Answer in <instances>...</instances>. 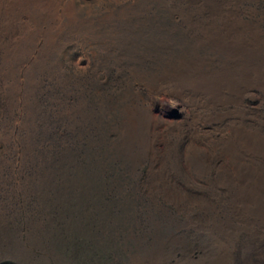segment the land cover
I'll return each mask as SVG.
<instances>
[{"label": "rangeland", "instance_id": "obj_1", "mask_svg": "<svg viewBox=\"0 0 264 264\" xmlns=\"http://www.w3.org/2000/svg\"><path fill=\"white\" fill-rule=\"evenodd\" d=\"M135 2L74 0L81 21L56 39L28 90L9 94L0 68V264L211 263L212 238L187 227L186 210L152 183L148 158L136 161L119 146L121 111L134 100L126 92L139 86L130 67L150 69L152 59L172 55L166 42L181 41L183 16L200 8L189 0ZM131 3L138 15L120 18ZM242 7L264 30V0ZM245 110L250 124L264 122L260 97ZM154 112L180 120L186 109L167 100ZM176 164L183 172V161ZM181 172L172 173L177 182L207 192Z\"/></svg>", "mask_w": 264, "mask_h": 264}, {"label": "bare ground", "instance_id": "obj_2", "mask_svg": "<svg viewBox=\"0 0 264 264\" xmlns=\"http://www.w3.org/2000/svg\"><path fill=\"white\" fill-rule=\"evenodd\" d=\"M189 1L200 13L183 16L181 41L166 42L176 51L157 55L150 69L130 67L139 86L126 92L134 100L121 111L119 146L136 161L148 158L152 183L186 210L187 227L212 238L210 264H264V122L250 124L245 110L248 99L264 101V30L245 0ZM137 7L123 5L119 17L138 15ZM77 12L74 0H0V68L9 94L31 88L56 39L81 21ZM167 100L185 107L180 120L154 112ZM190 134L203 135L206 145ZM173 172L207 192L180 184Z\"/></svg>", "mask_w": 264, "mask_h": 264}, {"label": "clouds", "instance_id": "obj_3", "mask_svg": "<svg viewBox=\"0 0 264 264\" xmlns=\"http://www.w3.org/2000/svg\"><path fill=\"white\" fill-rule=\"evenodd\" d=\"M173 107H175V105H173Z\"/></svg>", "mask_w": 264, "mask_h": 264}]
</instances>
